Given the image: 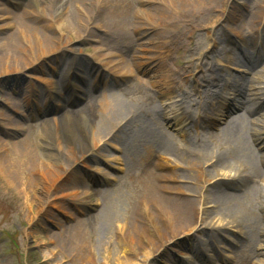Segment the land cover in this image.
Here are the masks:
<instances>
[{
    "label": "bare ground",
    "instance_id": "obj_1",
    "mask_svg": "<svg viewBox=\"0 0 264 264\" xmlns=\"http://www.w3.org/2000/svg\"><path fill=\"white\" fill-rule=\"evenodd\" d=\"M24 1L26 6L28 1ZM46 1L49 8L54 11L53 13L43 17L44 15L31 13L24 6L19 15L13 16L9 31L0 33V74L10 72L21 74V71L25 69L45 72V65L49 64L48 61L51 62L54 59L52 56H46L58 55V49L62 45L55 33L67 32L69 29L83 39L91 37L94 39V36L98 40L113 39V41H110V44L114 45L113 48H119L121 54L131 53L128 55L130 60L134 58L133 53L135 51L133 52V50L139 46V43H137L139 31L141 32L140 35H143L147 30L144 24L147 25L148 29L157 30L154 34L156 36L149 38V41L156 43L155 52L163 50L167 53L171 48L170 46H173L177 52L181 51L183 46L187 50L195 45L194 38H191L192 34L185 32V25L190 21L187 13L199 12L197 16L210 18L219 7L218 5L227 2V0H140L138 7L141 9H135L131 7V3H127V0H111L110 4L108 0ZM147 3L150 5L144 9L141 4L145 5ZM157 3L162 5L156 6ZM152 5L155 6L156 11L151 9L154 7ZM57 7L62 8L61 11H55ZM151 10L161 15L163 19L159 16V20H157L156 16L150 13ZM249 16L252 17L255 14L250 13ZM95 20L102 22L109 28L107 35L96 36L94 31L85 28L86 23L89 25ZM221 26L223 36H229L227 34L229 27L227 25ZM106 32L104 30V33ZM160 38L163 40L159 44L158 39ZM187 40L189 41L187 42ZM185 42L187 44L183 45ZM223 42L224 39L216 42L215 45H222ZM60 56L61 58H67L65 53L62 52L59 53ZM42 57L43 59H41ZM253 57L263 61L264 50L256 52ZM71 58L74 62L70 63L68 69L74 64L75 69H78L77 71L88 72L93 75V82H87L77 74V71L69 74V77L73 76L79 81L76 83L80 86L77 88V98L84 97L86 101L81 106H77V99L72 100L70 97L62 96L63 104L60 105L63 107L62 111L61 107L57 105L51 106L56 110L55 114L52 117L40 120L39 123L41 127L39 137L41 139L43 137L42 129H47L45 124L53 128L54 138L50 144H44L43 142L40 144L37 141H32L36 125H33L31 121H29L27 127L23 128V133L19 130H16L17 135L12 133L8 135L7 132H2L3 135L0 134V173L2 176L13 184L29 181L30 185L38 188V194L42 195H46L51 189L58 188V190H61L64 187L76 189L77 191H84L89 188L91 191V186L100 185V178L95 177V175L86 178L83 173L75 171L72 167L75 163L83 160L99 163L108 162L109 156L104 155V160H101V157L99 158V156H103V152L108 151V147H104L103 144L102 148L99 149L100 153H95V157H89L90 155H87L88 146L84 145L83 141L77 137L75 124L79 118V120L83 119L84 122L93 127L95 137L98 133L104 138L109 136L107 142H111V139H121L119 134L126 131L125 126L139 121L143 110L148 111V109H151L155 115L164 119L166 124L172 128L179 127L186 122L183 128L177 130L178 135L183 140L181 148L172 142L154 141L157 149L162 154L173 156L176 159L175 165L169 162L161 163L157 161L154 157L155 151L150 149L149 146H144V151H140V155H134V165L137 169L135 177L140 181L143 188L141 213L137 209L133 211L127 223L121 225L120 233L122 234L116 238L117 244H115L113 250L106 251V253L114 258L117 255L122 257L119 264H132L130 257L134 256L136 258L138 255L144 257V261L150 254L152 255L160 250L162 246L160 254L166 253L167 246L165 244L171 241L170 238L176 237L196 223L198 219V200L196 197L198 194L200 195L204 185L207 184L204 197L213 205V208L202 211L207 222H205V226L200 233L206 238L201 239V241L197 240L193 246L185 245L181 239L173 240L172 244L196 252L195 258L200 264L211 263L199 252L201 249L195 250L196 246H199L202 242L203 245H200L202 248L207 245L206 239L208 237L219 233L206 230V226L212 222L213 210H220L232 197L236 198L239 194L250 190L251 184L255 183V180L264 181V124L262 120H258L259 123L256 127L250 120L248 123L243 121L242 124L237 121L238 118H241V120L242 118L247 119L250 115L255 114L259 115L258 119L264 117V89L262 91L260 88L254 89V83L261 76L251 70L250 77H246L240 82L234 81L231 84L234 97L231 106L223 109H227V116L235 111H239V114L225 120L224 135L219 138L218 146L209 149L207 140L212 137V134L207 129L214 122V115L222 116L225 113L220 107L216 108L211 103L214 100H219L222 95V90L216 86L215 76H211L214 71H211L209 75L202 74L200 77V87L205 86V88L200 91L203 105L198 104L197 110L200 111L196 112L191 110L190 106H187L188 102L182 96L183 94L175 93L176 79L188 76L187 73H189L190 67H186V65L190 66L192 64L190 59L182 61L180 69L172 68L169 61L165 59H158L154 64L149 63L150 66L146 64L148 62L131 61L132 63L129 65L142 73L150 75L152 70L153 75L159 78L158 80L162 84L160 85L157 80L152 81L155 85L154 91L148 89V94L142 104L130 107L121 98L125 93V87L122 86L115 90L118 84L121 85L120 80H107L95 65L79 59L75 55H72ZM213 68L214 66L209 70H213ZM32 76L33 80L39 82H44V78H46L45 75L34 74ZM9 82L10 79L0 78V95L2 98L7 95V92L3 89L9 85ZM210 86H215L213 91L216 90V92L213 94L209 93V91H212ZM248 87L252 89L249 92L246 91ZM98 88H101L100 100L93 99L92 94V90ZM154 92L159 95L166 92L175 93L176 97L180 98L177 105L180 119L170 117L165 108L160 110L154 105ZM13 93L16 96L11 94V98H6V104L12 112L11 115L9 114L10 116H7L6 126L19 129L22 122L28 120L26 115L23 116L20 113L22 102H26L27 99L29 100L33 96L40 98L45 93L37 85L31 83L27 91H13ZM108 93L116 94V96L114 99L109 98ZM58 99L55 102L58 103ZM36 112L48 116L54 111L52 108L46 107L43 111L36 108ZM5 114V111L0 110V117ZM63 120L67 122L68 129L72 134V136L70 135L69 147L68 145L65 146L66 139L60 130V125L64 124ZM122 122L126 123L118 128ZM116 128H118L119 133L114 132ZM4 136H7L6 138H9V140H16H13V142L5 140ZM148 144L152 145V142ZM245 151H249V154L244 155L243 152ZM40 154L43 155V158ZM63 159L66 163L62 162ZM229 159L239 162L243 173L232 178H220L218 170L226 167L225 164ZM225 175L224 172L221 174V176ZM61 177L64 178L59 182L58 180ZM77 193L79 194V192ZM78 198L79 196L74 200L79 201ZM95 199L97 200V198ZM255 200L259 201L258 209L255 221L251 225L252 232H249L250 234L246 231L245 221L236 211L232 209L223 213L229 218L231 225L240 228L237 245H243L249 240L252 246L255 245L257 251L259 247L264 252V195L259 194ZM63 204L69 206V204ZM80 225V221H78L68 229L65 240H62L64 245L62 243L63 247H61L67 251L68 257L71 258L74 264H96L94 257L91 256V253L93 254L95 250H92L88 245L86 246L83 225L82 228ZM81 229L82 234H80ZM214 230H218V228H214ZM153 231L155 237L151 235ZM263 254L262 252L259 253V255ZM216 256H218V261H223V257L221 258L217 252ZM167 257L170 264H175L178 261L175 256ZM180 262L186 264L183 260H180Z\"/></svg>",
    "mask_w": 264,
    "mask_h": 264
},
{
    "label": "rangeland",
    "instance_id": "obj_2",
    "mask_svg": "<svg viewBox=\"0 0 264 264\" xmlns=\"http://www.w3.org/2000/svg\"><path fill=\"white\" fill-rule=\"evenodd\" d=\"M27 1L25 6L24 0H0V33L9 31L13 16L19 15L24 6L31 13L44 15L43 17H47L54 12L49 8L46 0ZM108 1L110 4L111 0ZM127 1L128 4L131 3V7L141 9L138 7L140 0ZM148 5L150 4H141L144 9ZM157 5L162 4L157 3ZM218 6L210 18L197 16L199 12L187 13L190 21L185 25V32L192 34L191 38H194L195 45L187 50L183 46L179 52L175 51L173 46H170L171 48L167 53L163 50L155 52L156 43L149 41V38L156 36L154 34L157 30L148 29L147 25L144 24L147 30L143 35H140L141 32L139 31L137 40L139 46L133 50L135 53H133L134 58L132 60L128 56L131 53L121 54L119 48H113L114 45L110 44V41H113L111 38L98 40L94 36V39L92 37L83 39L70 29L67 32H56L55 36L60 39L62 45L58 49V55H55V53V56H46H52L54 59L51 62L48 61L49 64L45 65L44 74L40 71L28 69L21 71V74H15L14 72L0 74V78L10 79L9 85L3 89L7 92V95L3 98L0 95V110L6 113L0 117V134L3 135L2 132H7L8 135L11 133L17 135L16 130L23 133V128L27 127L29 121H31L33 125H36L32 136L33 142L37 141L40 144L41 142L44 144L53 142V128L48 124H45L47 129H42V139L39 137L40 120L52 117L55 114L56 110L51 106L57 105L61 107L62 111L63 107L60 106L63 104L62 96L70 97L72 100L77 99V106H81L86 101L84 97L77 98V88L79 86L76 84L79 82L77 78L68 77L70 73H74L73 70L68 69L70 63L74 62L71 58L72 55L95 65L107 80H120L121 85L118 84L115 90L122 86L125 87V93L121 98L130 107L142 104L148 94V89L154 91L155 85L152 81L157 80L160 85L162 82L153 75L152 70L150 76L148 73L136 70L129 64L132 62H148L146 64L150 66L149 63L154 64L158 59H165L169 61L172 68L180 69L182 61L190 59L192 64L190 66L186 65V67H190L189 73H187L188 76L184 77L185 79H176L175 93L183 94L182 96L188 102L187 106H190L191 110L200 111L197 110L198 104L203 105L200 91L205 88V86L200 87V77L202 74L209 75L211 71H214L211 76H215L217 81V85H215L222 90V95L219 100H214L211 103L212 106L220 107L225 112L222 116L214 115V122L207 129L212 134V137L207 140L209 149L215 148L219 144V138L224 135L225 120L239 114V111H235L227 116V109H223L231 106L234 97L231 84L234 81L240 82L242 79L250 77L249 73L253 70L261 76L254 83V89L260 88L261 91L264 89V60H257L253 57L256 52L264 50V0H227L226 3ZM61 9L57 7L55 11H61ZM151 9L155 10V6ZM155 11L151 10L150 13L156 16L157 20H159V16L162 18ZM250 13H254L255 16L250 17ZM87 25L86 23L85 28L94 31L96 36L109 33V28L98 20ZM221 25L229 27V32L226 30L229 36H223ZM104 30L107 32L104 33ZM222 39H224L222 45H215L216 42ZM158 40L160 44L163 39ZM187 42L183 45H186ZM60 52L65 53L67 58L59 57ZM251 55H253L252 58H250ZM212 66H214L213 70H209ZM34 74L45 75L44 82L33 80L31 77ZM77 74L87 82H93L92 74L81 71H77ZM30 83L37 85L43 91L45 90L47 95L42 94L40 98L33 96L29 100L27 99L26 102H22L20 113L23 116L26 115L28 120L22 122L21 128L16 129L15 127L6 126L7 116L12 114L8 104H6V98H11V94H14L13 91H27ZM70 83L73 84L72 88L69 86ZM210 87L212 90L209 91L210 94L216 92V90L213 91L215 86ZM68 88H70V91ZM250 90L252 89L249 87L246 89L247 92ZM100 91L101 88L92 90L93 99L98 100L100 98ZM175 93L166 92L159 95L154 92V105L160 110L165 108L170 117L180 119L177 110L180 98L176 97ZM108 95L109 98L113 99L116 96L113 93H108ZM57 99L59 102H54ZM50 102L53 103L50 105ZM46 107L52 108L54 112L48 116L36 112V108L43 111ZM141 116L139 121L125 126L126 131L119 134L121 139H111V142H107L109 136L104 138L98 133L95 137L93 127L84 122L82 118V120L78 119L75 124L77 137L83 141L84 145L88 146L87 155H90L89 157H95V153H100L99 149L102 148L103 144L104 147H109L107 152L102 153L103 156H99L101 160H104V155L109 156L108 162L99 163L83 160L75 163L72 167L75 171L83 173L86 178L91 175L100 178V185L91 186V191L89 188L84 191H77L76 189L64 187L61 190H58V188L51 189L46 195H42L38 194V188L30 185L29 181L13 184L8 182L0 173V264H74L71 258L68 257L67 251L62 248L64 245L62 240H65L68 229L78 221H80L81 228L83 225L86 246L88 245L92 250H95L93 254L91 253V256L94 257L96 264H119L122 261V257L117 255L114 258L107 255L106 251L113 250L115 244H117L116 238L122 234L120 233L121 225L127 223L133 211L137 209L141 213L143 188L140 181L135 177L137 169L134 165V155H140V151H144V146H149L150 149L155 151L154 157L157 161L161 163L169 162L175 165L176 159L173 156L162 154L157 149L154 141L172 142L181 148L183 140L178 135L177 130L183 128L186 124L184 122L179 127L172 128L166 124L164 119L155 115L151 109H148V111L143 110ZM258 116V114L250 115L247 119L242 118L241 120V118H238L237 121L242 124L243 121L248 123L250 120L257 127L258 120H262L264 124V117L258 119ZM63 122L64 124L60 125V130L66 139L65 146L68 145L69 147L70 135L72 136V134L68 129L67 122L64 120ZM125 123L122 122L118 128H121ZM118 128L114 132L119 133ZM4 137L5 140H9V138H6L7 136ZM13 140L9 141L13 142ZM149 142H152L153 146L148 144ZM114 149L121 150L122 153L116 152ZM135 152L137 153L134 154ZM243 154L248 155L249 151H245ZM41 156L43 158V155ZM62 162L66 163L64 159ZM225 165L226 167L218 170L220 178H232L243 173L239 162L234 159L227 160ZM223 172L226 174L225 176H221ZM62 178L64 177H61L58 181L60 182ZM251 185L250 190L239 194L236 198L232 197L220 210H213L212 222L206 226V230L216 232L214 228H218L219 233L208 237L206 239L207 245L202 248V242L201 246H196L195 250L201 249L199 252L206 259H209L210 264H264V254L259 255L260 252H264L259 247L257 251L255 245L252 246L249 240L243 245L236 244L240 228L231 225L229 218L223 213L233 209L245 221L246 231L248 233L252 232L251 225L255 221L259 202L255 199L259 194L264 195V181L255 180V183ZM206 186L207 184L204 185L200 195L198 194L196 197L198 200V219L196 223L176 237H169L171 241L165 244L167 246L166 253L160 254L162 246L160 250L152 255L150 254L144 261V257L140 255L136 258L134 256L130 257L132 264H170L167 261V256L170 257L171 255L178 259L175 264H183L180 260H183L186 264H200L194 257L196 252L180 248L172 244V241L181 239L185 245L193 246L197 240L201 241V239L206 238L200 233L205 226V222H207L202 211L213 208V205L204 197ZM77 196H79V201L74 200ZM63 203L69 204V206ZM83 218L84 220H82ZM153 233L154 231L151 232V235L155 237ZM80 234H82V229ZM216 252L221 258L223 257L222 262L218 261Z\"/></svg>",
    "mask_w": 264,
    "mask_h": 264
}]
</instances>
